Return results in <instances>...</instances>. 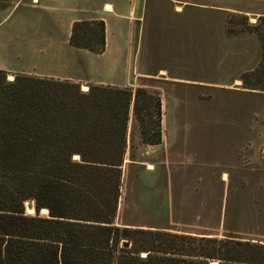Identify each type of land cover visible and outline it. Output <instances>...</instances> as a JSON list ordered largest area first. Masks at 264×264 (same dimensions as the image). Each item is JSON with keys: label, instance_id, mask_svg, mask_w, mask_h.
<instances>
[{"label": "trees", "instance_id": "obj_1", "mask_svg": "<svg viewBox=\"0 0 264 264\" xmlns=\"http://www.w3.org/2000/svg\"><path fill=\"white\" fill-rule=\"evenodd\" d=\"M260 21L244 23L262 54L239 81L264 92ZM68 44L103 54L104 22H74ZM131 111L141 142L160 145L161 99L142 86L83 91L0 70V264H264L260 243L114 225ZM30 200L34 216L25 213Z\"/></svg>", "mask_w": 264, "mask_h": 264}, {"label": "rangeland", "instance_id": "obj_2", "mask_svg": "<svg viewBox=\"0 0 264 264\" xmlns=\"http://www.w3.org/2000/svg\"><path fill=\"white\" fill-rule=\"evenodd\" d=\"M239 15L193 12L186 27L165 31L160 40L150 29L140 64L150 73L164 70L163 76L108 77L103 63L84 50L64 51L60 64L57 52L52 63L32 71L24 68L30 65L23 54L19 62L9 59L14 56L6 46L0 70L52 75L82 88L142 86L158 94L160 145L143 144L129 117L114 225L264 245V92L242 89L239 81L258 68L262 54L259 36L244 23L262 22ZM42 18L54 21L48 14ZM4 32H12L9 24Z\"/></svg>", "mask_w": 264, "mask_h": 264}, {"label": "crops", "instance_id": "obj_3", "mask_svg": "<svg viewBox=\"0 0 264 264\" xmlns=\"http://www.w3.org/2000/svg\"><path fill=\"white\" fill-rule=\"evenodd\" d=\"M48 3L51 5L47 6ZM193 12L261 18L264 17V0H0V57L4 56L6 46V51L14 56H8L9 59L19 62L23 54L30 65L24 68L34 71L43 68V63H52L51 55L59 52L60 64L64 51L77 50L68 44L72 24L101 20L105 24V51L101 55L88 53L103 63L106 76H114L115 72H120L124 79L163 76L164 70L150 73L140 64L147 32L152 29L160 40L159 36L165 31L173 33L188 24ZM44 14L54 21H45ZM6 24L12 31L8 35L4 32ZM114 52L119 57H114ZM26 74L57 79L52 75ZM81 89L88 90L82 86Z\"/></svg>", "mask_w": 264, "mask_h": 264}, {"label": "water", "instance_id": "obj_4", "mask_svg": "<svg viewBox=\"0 0 264 264\" xmlns=\"http://www.w3.org/2000/svg\"><path fill=\"white\" fill-rule=\"evenodd\" d=\"M31 212V213H29ZM25 213L27 215H31V216H34L36 215V210H35V204H34V201L30 200L28 201L26 204H25ZM40 213H42V210H40ZM47 215H48V212H47ZM127 243H125L123 245V247H127Z\"/></svg>", "mask_w": 264, "mask_h": 264}, {"label": "bare ground", "instance_id": "obj_5", "mask_svg": "<svg viewBox=\"0 0 264 264\" xmlns=\"http://www.w3.org/2000/svg\"><path fill=\"white\" fill-rule=\"evenodd\" d=\"M42 212H43V213H47V210H42ZM29 213H31V212H29Z\"/></svg>", "mask_w": 264, "mask_h": 264}]
</instances>
